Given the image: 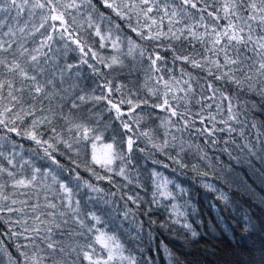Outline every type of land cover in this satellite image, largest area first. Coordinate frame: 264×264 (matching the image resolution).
I'll return each mask as SVG.
<instances>
[{
	"label": "snow or ice",
	"instance_id": "snow-or-ice-1",
	"mask_svg": "<svg viewBox=\"0 0 264 264\" xmlns=\"http://www.w3.org/2000/svg\"><path fill=\"white\" fill-rule=\"evenodd\" d=\"M161 167L226 208L210 178L247 169L264 188V0H0V256L143 264L153 206L190 227Z\"/></svg>",
	"mask_w": 264,
	"mask_h": 264
},
{
	"label": "trees",
	"instance_id": "trees-1",
	"mask_svg": "<svg viewBox=\"0 0 264 264\" xmlns=\"http://www.w3.org/2000/svg\"><path fill=\"white\" fill-rule=\"evenodd\" d=\"M124 34H127L126 29ZM99 51L105 55L108 53L105 49ZM82 84L85 87H94L87 70L84 71ZM103 123L109 124L106 137L119 139L123 132L119 122L109 121L108 113L103 112ZM21 143L25 150L35 147L29 141ZM61 159L68 164L67 160ZM37 163L48 162L38 159ZM149 163L150 161L146 163L140 160L136 169L142 170ZM158 163L163 164L164 161ZM136 169H133V172ZM159 171L170 176L186 190L187 194L179 203L185 205L183 210L187 213L186 220H181L190 227L171 223L170 208L166 212L163 207L153 206L142 217L145 223L144 239L133 245L137 247L138 244H143L141 251L143 256L147 257L143 264H264V188L261 187L258 176L250 177L247 175V169L237 168L238 175L227 178L231 186L223 179L210 178L209 182L215 183L229 195L231 206L226 208L216 199L214 193L206 192L198 186L200 181L195 176L180 172L173 175L171 168L166 171L161 167ZM65 175L68 173L65 172ZM84 175L87 176L86 173ZM240 180L247 181L253 191L248 192ZM103 186L106 189L109 187L107 184ZM81 195L83 196V192ZM109 199L111 201V198ZM93 205L102 213L112 214L120 207L117 204L114 208L111 202L105 206L103 202L96 204L95 201L89 204V207ZM147 208L145 201V209ZM2 231L0 228V232ZM3 238L7 244V237ZM8 251L15 255L14 247L8 246ZM0 264H8L6 256H0Z\"/></svg>",
	"mask_w": 264,
	"mask_h": 264
}]
</instances>
